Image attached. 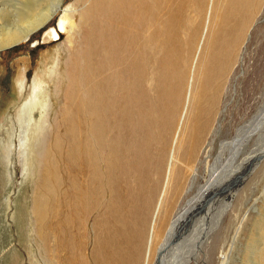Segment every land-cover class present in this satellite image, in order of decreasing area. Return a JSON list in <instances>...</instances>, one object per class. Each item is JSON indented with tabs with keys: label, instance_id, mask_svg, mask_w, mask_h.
I'll return each mask as SVG.
<instances>
[{
	"label": "bare ground",
	"instance_id": "1",
	"mask_svg": "<svg viewBox=\"0 0 264 264\" xmlns=\"http://www.w3.org/2000/svg\"><path fill=\"white\" fill-rule=\"evenodd\" d=\"M5 1L0 52L58 14L45 38L68 35L61 70L48 77L53 95L41 83L20 111L41 263L228 264L230 233H241L264 179V104L216 160L214 151L228 83L264 0H75L62 12L63 0ZM251 163L238 192L213 193L225 189L221 175ZM193 190L158 245L159 216ZM20 222L24 231L27 217Z\"/></svg>",
	"mask_w": 264,
	"mask_h": 264
},
{
	"label": "rangeland",
	"instance_id": "2",
	"mask_svg": "<svg viewBox=\"0 0 264 264\" xmlns=\"http://www.w3.org/2000/svg\"><path fill=\"white\" fill-rule=\"evenodd\" d=\"M5 2H8L9 7L14 3L13 0H7ZM74 3L75 0H63L60 12L73 6ZM263 5L261 6V11L256 13L257 17H255L252 27L250 26L251 28L247 32L246 41L242 46L241 57L228 83V92L224 97V103L227 106L225 105L226 111L224 112V116H222L223 126L220 138L218 141L216 140L214 160L226 150L229 139L237 138L236 130H238L240 125L252 118L260 105L264 104ZM56 18L59 20L60 15L58 14ZM56 18L45 31L37 33L28 42L18 44L9 50L0 52V146H3L4 152H1L0 149V264H8L12 259V254L16 253L21 258L22 264H30L31 262L34 264H42L41 254L36 241L37 235H35L37 233L35 231L36 226L32 219L33 210L31 199L33 192L31 189L35 176L32 170H30L31 164L29 167L27 163L30 157L29 147L24 146V142H26L24 140V134L27 128L29 129L30 127L27 126V120L23 121L24 117L20 116V111L22 110L23 104L32 98L35 86L37 87L43 83L45 86L48 85L50 97L54 93L53 82L49 83L51 79L48 77L52 75L50 71L53 66H56L52 70H55L57 74L61 70L58 59L62 56L61 50L64 48L68 36L62 33L57 39L51 37L49 41V39L45 38V33L55 29L56 24H58V22L56 23ZM7 20L9 25L13 23V18L11 19L9 17ZM39 117V112H37L35 119ZM26 126L27 128H25ZM21 141H23V145ZM24 148L25 150L27 149L26 152ZM25 156L28 160L24 158ZM24 162L27 163L26 168V163L24 165ZM254 167L256 165L254 164L253 166L251 163V168L248 167L244 173L241 170V173H234L235 175H232V173H229V176H227L228 174L221 175L219 180L222 181L225 189H220L222 186L217 188V184L213 193L216 192L224 199L226 194L231 192L232 189H237L234 193L238 192L242 187L240 182ZM204 169L205 166H202L201 171L203 172ZM254 172L257 173V171H252V173ZM224 181L227 182L225 183ZM195 192L193 190L191 193H188L182 199L183 201L179 196L174 201V204L167 209L166 217L163 219L161 215L159 216L161 219L159 223L162 220L164 221L158 245L162 242L164 243L169 224H171L173 218L178 214V210L189 203ZM250 194H252L251 199H249L250 210L246 216L248 220L239 235L236 236L234 232H231L228 238V241H230L228 249L231 247L228 264H264V179L253 187V191ZM162 215L164 214L162 213ZM25 216L27 217V224L26 229L22 231L25 228L23 225L25 221L23 220L22 225L19 226V224H21L22 217L24 218ZM226 216H223L219 226ZM29 218H31V221ZM223 226L222 229L224 228ZM220 240L219 238V248L220 243H222ZM142 249L144 251L146 250L144 246ZM140 262H143V264L151 263L148 257L141 259ZM200 263L209 264L205 261V256L201 257ZM212 264H218V262Z\"/></svg>",
	"mask_w": 264,
	"mask_h": 264
},
{
	"label": "water",
	"instance_id": "3",
	"mask_svg": "<svg viewBox=\"0 0 264 264\" xmlns=\"http://www.w3.org/2000/svg\"><path fill=\"white\" fill-rule=\"evenodd\" d=\"M162 254H159L158 256V262L161 260Z\"/></svg>",
	"mask_w": 264,
	"mask_h": 264
}]
</instances>
